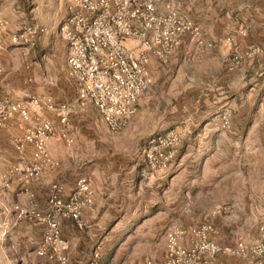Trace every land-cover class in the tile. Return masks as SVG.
I'll return each instance as SVG.
<instances>
[{
  "label": "crops",
  "instance_id": "1",
  "mask_svg": "<svg viewBox=\"0 0 264 264\" xmlns=\"http://www.w3.org/2000/svg\"><path fill=\"white\" fill-rule=\"evenodd\" d=\"M165 1L171 2L179 13L193 20L213 47L198 48L193 40L184 39L168 64L150 59L148 68L153 85L139 97L135 114L121 132L144 139L141 157L130 171L114 176L93 174L94 202L82 211L86 227L79 230L71 220L62 224V238L67 243L64 255L69 264L161 261L166 253L165 232L172 224L192 228L210 223L220 231L219 243L224 245H233L238 240L250 242L258 227L264 225V135L259 132L264 123L250 120L252 107L249 97L253 89L251 80H264V65L258 58L245 61L240 67L226 63L232 52L253 44L264 47V0ZM70 2L0 0V17L8 22L10 32L22 27H33L39 32L35 44L26 46L13 44L8 34H0V99L20 101L30 97H48L57 105L75 99V81L68 74V44L59 33L60 24L68 17ZM229 37H233L231 42L226 41ZM168 68L170 70L166 72ZM168 77L170 80L167 81ZM185 79L200 85L197 91L201 97H205L204 91L210 89L205 88V83L217 80L218 87L211 94L216 105L203 106L197 112L172 111L170 100L161 109L153 105L152 95L164 97L174 92L178 98V91L184 90L182 83ZM244 81L248 82L246 86H233V83ZM162 82H168V85ZM169 82H174V85H169ZM236 97L241 98L237 108H232L233 122L227 130H222L220 110ZM91 111L97 114L91 107L85 114ZM82 113H68L67 126L72 136L71 123L76 114ZM39 118L49 119L59 127L55 113L44 112L39 114ZM187 119L192 120L178 157L167 170L141 182L144 149L156 136L179 127ZM33 122L15 118L0 129L1 171L17 162L13 137ZM57 145L50 142L48 148L59 163L58 168L46 172L39 182L30 186L42 209L46 207L53 183H59L64 197H67L77 179L90 175L91 171L90 167H85L81 172L75 163V153H59ZM190 162L193 169L186 170ZM186 176L193 180L192 190L185 185H178L182 187L175 189L176 183ZM14 188L19 191L17 198L22 204L25 196L17 184L12 190ZM156 192L162 196V201L156 202ZM172 192L175 193L170 196ZM187 193H190L188 202L192 203V215L184 212L188 209L185 207ZM218 206H228L229 214L211 215L209 211ZM175 209H178L179 218L174 213ZM0 210V264H60L55 259L36 254L42 237V224L18 220L13 208ZM97 246L101 250L99 257L95 258ZM219 260L223 264H250L232 257H220Z\"/></svg>",
  "mask_w": 264,
  "mask_h": 264
},
{
  "label": "built area",
  "instance_id": "2",
  "mask_svg": "<svg viewBox=\"0 0 264 264\" xmlns=\"http://www.w3.org/2000/svg\"><path fill=\"white\" fill-rule=\"evenodd\" d=\"M68 13L59 26V33L68 44V74L75 81V99L61 105L48 97L0 99V129L15 118L34 121L13 137L17 162L0 170V180L5 188L17 184L25 196L23 204L13 207L16 218L43 226L36 254L60 264H69L64 255L67 243L62 238V224L71 220L79 230L86 227L82 211L94 202L93 178L80 176L67 197L63 187L53 183L45 209L30 186L59 166L49 151L50 142L74 146L75 139L67 126L68 113L86 112L91 107L110 134H120L135 114L139 97L153 85L148 68L151 58L168 64L184 39L193 40L198 48L213 47L193 20L165 0H71ZM0 31H9V24L2 17ZM38 33L36 28L22 27L12 32L9 40L16 45H34ZM44 112L55 113L59 127L49 119H40L39 114ZM219 118L221 129L227 130L231 113L224 109ZM188 130L185 122L156 136L147 145L145 165L140 169L141 182L169 168L178 157ZM2 165L0 154V169ZM229 211L228 206H218L210 214L228 215ZM220 237V231L210 223L192 228L172 224L165 232L164 259H147L143 264H223L218 262L220 257L264 264V225L258 227L250 242L238 240L233 245H223L219 243ZM100 250L97 246L95 258L99 257Z\"/></svg>",
  "mask_w": 264,
  "mask_h": 264
},
{
  "label": "rangeland",
  "instance_id": "3",
  "mask_svg": "<svg viewBox=\"0 0 264 264\" xmlns=\"http://www.w3.org/2000/svg\"><path fill=\"white\" fill-rule=\"evenodd\" d=\"M245 29H242V31L243 30L245 31ZM1 33L8 34L9 36L12 32H10V28H9L8 32L0 31V34ZM204 37L206 36L204 35ZM229 38L233 40V37H229ZM255 58L262 59V63L264 65V47L253 44L240 51L232 52L226 58V63L228 64V66L231 67H240L243 64V62L248 60H253ZM169 70L170 69L168 68L166 72H169ZM263 77H264V72H263ZM168 80H170V77L167 78V81ZM251 81H252L251 86L253 89L249 96L250 104L252 107L250 120L264 123V80L257 82V80L252 79ZM162 84L168 85V82H162ZM207 84L210 86H207ZM218 84L219 83L217 82V80L205 83V88L208 87L210 89H208V91L206 90L204 91L206 94L205 97H201L199 95L200 92L197 91V87L200 85L198 83H194L185 79V83H182V88L184 87V90L181 91L178 89L179 90L177 93L179 95L178 98L176 97V94L172 92L170 93V95H166L164 97H161L160 95H152L151 99L154 101L153 103H155L153 105L159 106L160 109L162 107H166L167 105L166 102L170 100L172 111L197 112L203 106L211 107L212 105H216L215 102L216 100L211 94L213 93L215 88L218 87ZM228 84L230 88H234L233 86L235 87L237 86L240 88L241 85L243 86L245 84L246 86L248 82L244 81L240 83H233L232 87H231V83ZM169 85H174V82H169ZM211 89L213 90L211 91ZM240 98L241 97H236L234 100L230 99L226 104V106H223L220 110L222 111L224 109H227L231 113L230 125L233 122L232 108L234 109L237 108L240 102ZM75 117L76 118L74 119V122L71 123L72 134L75 139L74 146L67 147L64 144H59L57 145V150L59 151V153H65V154L68 151L70 152L73 151L76 155L75 163L77 167L81 170V172L85 167L86 168L90 167L91 171L89 172V174L92 176L93 181H94L93 174L114 176L115 174H119L124 171L125 172L130 171L132 167L135 165L134 162L140 159L142 143L144 142L143 138L136 137L131 133H127V134L120 133L117 135L110 134L107 131L101 118L96 113H94V111H91L90 113L87 114H85V112H83L82 114H76ZM191 120L192 119H187L186 121V123H188L189 126L191 124ZM259 132L260 134L264 135V128L260 129ZM191 165H193V163L191 162L188 163V165L186 166V170H192L193 167ZM188 174L190 175L193 173L188 172ZM13 185L14 184H11L9 188H5L3 187L2 182L0 180V209H2L3 207L10 209L13 208L14 205L16 204L19 203L21 204V202H19L18 200L19 198H17L19 196L17 195L19 194V191L15 188L14 190H12ZM178 185H185L190 191L194 187L193 180H188L187 176L183 177L181 182L176 183V186H174L175 189H179L178 187H182ZM174 193L173 192L170 193V196H173ZM160 194H162V192ZM161 197L162 196H160L158 192H156L155 195L156 202L162 201ZM186 197H188L187 202L191 200L190 193H187ZM172 204L173 203H171V205ZM191 206L192 203L189 202L186 203L185 207H187L188 209L187 210L184 209V212L189 215H192L193 211L191 209ZM174 213L175 215H177V218H179L178 209H175ZM218 262H220L219 259Z\"/></svg>",
  "mask_w": 264,
  "mask_h": 264
}]
</instances>
